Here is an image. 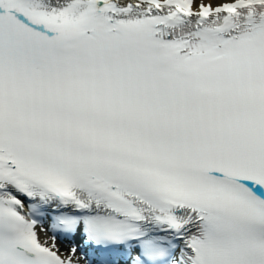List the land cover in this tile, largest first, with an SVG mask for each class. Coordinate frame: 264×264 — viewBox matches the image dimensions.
Here are the masks:
<instances>
[{"label":"snow or ice","instance_id":"snow-or-ice-1","mask_svg":"<svg viewBox=\"0 0 264 264\" xmlns=\"http://www.w3.org/2000/svg\"><path fill=\"white\" fill-rule=\"evenodd\" d=\"M0 264H264V0H0Z\"/></svg>","mask_w":264,"mask_h":264}]
</instances>
